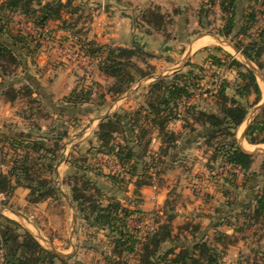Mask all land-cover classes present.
I'll list each match as a JSON object with an SVG mask.
<instances>
[{
  "label": "rangeland",
  "instance_id": "rangeland-1",
  "mask_svg": "<svg viewBox=\"0 0 264 264\" xmlns=\"http://www.w3.org/2000/svg\"><path fill=\"white\" fill-rule=\"evenodd\" d=\"M58 1L42 0V3L56 7ZM4 2L0 0V9ZM220 2L203 0L196 7L183 5L162 9L165 23L161 31L142 22L144 12L155 6V2H145L140 7L136 5L131 16L136 37L139 32L153 35V38L148 43L142 40V45L128 46H119L110 40L113 39L111 34L116 32L111 29V24H103L101 30L98 28L101 15L96 13L98 8L95 5H83L75 0L77 13L72 15V8H62L63 19L49 21L44 28L36 27V17L32 15L2 10L0 25L4 26V33L0 34V40L12 50L16 59L15 62L9 57L0 60L2 169L10 171L15 161H21L28 154L36 164L34 185L48 181L58 191L39 203H31L30 190L26 188L29 183L22 179L27 196L19 197L25 198L28 205L15 209L13 204L1 201L5 208L3 215L22 223L24 229L28 227L27 230L43 247L62 255L70 249L71 233L74 249H80L75 259H67L68 264H140L138 254H115L114 238L118 234L108 228L93 226L92 216L79 211L73 201L74 187H78L104 207L119 203L124 209L119 213L124 231L141 244L173 217L170 223L177 238L173 243L162 244L158 257L200 233L213 243L219 235L211 229L210 220L214 218L216 222L233 223L238 237H245L250 242L253 247L250 251L253 252L244 255L246 264H264V215L256 220L248 207L255 196L264 193V146L249 147L245 141L264 139V49L259 58L263 65L261 70L235 47L259 40L264 29V0H240L237 26L230 37L220 35L228 18L222 12ZM252 7L256 10V23L249 24L246 35L239 36L241 27L248 24L240 14L251 11ZM32 8L41 9L36 2ZM204 35L215 40L198 52L192 51V43ZM85 41L96 42L95 47L100 48L95 57L87 54ZM133 46L154 55L151 58L139 55L132 60L150 75L141 78L132 69L134 79L127 91L113 96L109 90L116 80L100 71V63L109 48ZM40 50L45 55H41ZM213 57L222 60V66L214 63ZM230 57L255 72L262 91L263 101L259 105H254V96L242 100L248 106L249 114L245 124L237 129L238 145L254 153L255 161L248 179L239 168L226 163V155L213 161L215 149L225 145L223 139L226 137L219 138L213 147H209L203 129L186 113L193 106L197 111L218 112L217 91L223 85L228 86L229 96L234 95V87L240 79L236 68L229 66ZM176 72L180 77H186L180 79L181 84L191 79L192 91L189 99L179 102L177 120L180 121L173 120L168 126L169 131L181 135L177 149H168L166 154L162 151L158 133L153 131L144 159L135 158L123 165L115 153L102 150L97 138L101 120L115 113L125 115L147 109L151 85L160 78L171 82ZM77 96L84 102L76 100ZM14 97L15 100L11 101ZM74 99L77 102L69 103ZM8 101L13 102V110L11 108L9 112L4 107ZM186 118L195 125L196 132L184 128ZM13 120L22 124L18 126V122L17 129L10 127L14 126ZM25 134L29 135L28 138H21ZM124 137L118 135L117 142H122ZM37 143L45 144L40 152L33 151L32 147ZM51 149H58L54 171L48 169L53 163V155L47 153ZM135 153L141 154L142 149L135 146ZM253 173L258 175L251 179ZM137 182L149 185L138 187ZM2 222L5 223L4 218ZM228 241L230 239L225 242ZM141 244L137 246L138 251ZM72 252L70 249L68 255ZM57 264L61 263L58 261Z\"/></svg>",
  "mask_w": 264,
  "mask_h": 264
},
{
  "label": "trees",
  "instance_id": "trees-1",
  "mask_svg": "<svg viewBox=\"0 0 264 264\" xmlns=\"http://www.w3.org/2000/svg\"><path fill=\"white\" fill-rule=\"evenodd\" d=\"M65 1L66 3H63V0H59L55 7L51 3L43 4L42 0H5L0 13L3 10L5 13L32 15L36 17L34 19L36 27L44 28L49 21H60L63 19L62 8H72V15L77 13L75 0ZM253 1L256 2V0ZM34 2L41 7L40 10L32 8ZM239 3L240 0H221V10L228 16L226 19L227 23L221 30V36L230 37L234 33L237 26ZM252 8L250 9L251 11L240 14L248 24L241 27L238 33L239 36L246 35L249 24L256 23V10L254 7ZM164 19L162 8L155 5L144 12L142 22L156 31H161L165 23ZM1 20H3V17H0V22ZM201 22L200 20V25L202 24ZM3 33L4 26L0 25V34ZM85 45H87V54L89 56L95 57L100 50V48L95 47L96 42L85 41ZM235 47L242 52L244 57L255 63L259 69H263V65L259 63V58L264 49V29L261 31L258 41L251 42L246 46L237 44ZM12 54V50L0 40V60L9 57L10 60L15 62L16 59H14ZM139 55H143L146 58L154 57L152 53L146 52L137 46L108 49V54L105 55L100 63V71L116 80L109 90L113 96H120L127 91L130 82L134 79L131 72L132 69L136 70L141 78L150 75V73L145 72L132 63L133 58ZM230 58L232 62L229 66L230 68H236L240 79V83L234 87V95L229 96L227 93L228 86L223 85L217 91L216 104L218 112L197 111V108L193 106L188 108L186 113L193 118L195 125L203 129V137L209 147H213L214 142L219 138L226 137V139H223L225 142L223 144L225 145L218 146L215 149L212 156L213 161H216L219 156L226 155V163L234 168H239L245 174L244 177L248 179L249 171L255 161L254 155L246 153L239 147L236 130L243 124L249 114V108L242 103V100L254 96V105H256L262 99V91L255 72L240 61ZM212 59L214 63L222 66V60L216 57ZM181 78L186 79L184 75L180 77V73L176 72L171 82H168L167 78L156 80L151 85L147 109L136 110L125 113V115L115 113L102 119L97 130V138L101 143L100 147L102 150L115 153L123 165L130 163L135 158L138 160L144 159L152 142L150 135L153 131L158 133L162 142V151L167 154L168 149H177V142L181 135L169 131L168 126L170 122L177 119L179 102L189 99L192 94L190 88L191 79L188 82L189 84L187 82L181 84ZM15 97L11 98V101H14ZM79 97L77 96L76 100L84 102V99H78ZM72 102L77 101L75 99L69 101V103ZM188 120L186 118L185 122L187 125L184 128H189L193 133L196 132L195 125ZM118 135L125 136L122 142H117ZM254 143H264V139L258 142L255 140ZM135 146L142 149L141 154L135 153ZM32 148L33 151L40 152L45 148V144L37 143ZM57 150L51 149L47 151V153L53 155V163L48 166L50 171H54ZM3 157L2 149H0V194L10 196L16 188L24 187L21 183L22 179L29 183L26 188L30 190L31 203H39L42 199L52 197L58 193L56 188L49 185L52 182L41 181L39 186L34 185L33 182L36 180L33 177V171L36 169V164L34 159H30L28 154L21 161H15L14 166L6 173L2 169ZM30 160L32 161L30 162ZM133 169L135 171V168ZM134 171L131 173L133 174ZM257 175L253 173L250 178L254 179ZM136 184L138 187L149 185L146 182H137ZM48 185L49 187L46 188ZM73 193V201L77 204L79 211L82 214L92 216L94 219L93 226L108 228L112 233L118 234L114 238V252L119 256H122L125 252L138 254L140 264H222L223 253L206 240L204 233L193 236L191 241L184 242L178 247L174 246L161 257H158L162 244L166 242L173 243L177 238L173 235L170 223L173 217L169 219L168 224L159 227L146 242L141 244L134 236L124 231V222L119 216L120 211L124 209L119 203H109L104 207L79 190L78 187H74ZM248 207L249 211L252 212L251 216L259 220L264 215V193L255 196ZM4 220L5 223H0V240L5 250V264H57L58 261L61 264H68L66 258L43 247L37 238L18 222L9 218H4ZM216 240L227 243L225 242L227 236L219 233ZM140 244L141 249L138 251L137 246Z\"/></svg>",
  "mask_w": 264,
  "mask_h": 264
},
{
  "label": "crops",
  "instance_id": "crops-1",
  "mask_svg": "<svg viewBox=\"0 0 264 264\" xmlns=\"http://www.w3.org/2000/svg\"><path fill=\"white\" fill-rule=\"evenodd\" d=\"M76 1L79 4H83V5H85L86 3H88V6L95 5V7L98 8L96 13L101 15L99 20H98V22H99L98 28H100V30H101L104 27L103 24H111L113 26V27H111V29L115 30L116 32L111 34V38H113V39H110V40H112V42H114L116 45L128 46L129 44H131V45L132 44L133 45L134 44L135 45L141 44L142 45L144 42H147V43L150 42L153 38V35H147L145 33L139 34V32H138L139 36L136 37V35H135L136 29L133 26V19L131 17L132 14L134 13L133 10L135 9L136 5L140 7L145 2L152 1V2H155L156 5H159L160 7H162V9L167 10L169 8H172V7L178 8L179 6H183V5L196 7L203 0H76ZM97 19L98 18L95 17V20H97ZM98 22H96V24H98ZM114 26H116V29L114 28ZM142 40H143V43H142ZM214 40H215V38L212 36H209V35L201 36L192 43L191 50L198 52V50L200 51V50L206 48V46H208V44L212 43ZM36 43H37V41H36ZM40 53H41V50H40ZM41 55H45V53L42 52ZM262 101L263 100L261 99V101L258 103V105ZM12 106H13V102L8 101V103L4 107H5V110L7 112H9L8 110L11 109ZM12 110H13V108H12ZM179 116H181V115H179ZM175 121L179 122L180 119L179 120L175 119ZM18 122L19 121H17V120L11 121V123H14L13 124L14 126L10 125V127H13V128L16 127V129H17L18 128L17 127ZM244 122L241 126H243L245 124ZM21 124L22 123L19 122L18 126ZM171 125H173V123ZM243 128L245 129L246 126H244ZM18 130L20 131V129H18ZM28 136L29 135H26V134L24 136L21 135V138H28ZM236 138H237V142H238L237 130H236ZM245 141L247 142V146H249V147L256 148L259 145L264 146V143H254V142H250V141L248 142L247 140H245ZM238 144H239V142H238ZM239 147L242 150H244L246 153H249L252 155L254 154L252 151H246L241 146H239ZM4 172L6 173L7 171L4 170ZM2 195L6 198L5 201H7L10 205H12V204L14 205L15 209L19 208V206L24 207V206L28 205V202H26L25 198L21 199L19 197V196H27L26 190L23 187L16 188L14 190V193H12L10 196H6L5 194H2ZM1 201L2 200L0 198V207H2ZM11 213H13V212H11ZM18 213H20V212H18ZM3 214H4V209L2 211H0V223H2L3 218H6ZM31 217H33V216H31ZM20 224H22V223H20ZM210 224H211V229H214V232L219 234L218 233V230H219L220 233L227 236V239H230V241H228L227 243L220 242L216 239L212 243V245L214 247H216L218 249V251L223 253V258L221 260L222 264H246V262L243 261L244 255L253 252L252 250L250 251V249L253 247L251 246L250 242L247 239H244L245 237H242V238L238 237V232L235 228H233V227H235L233 225V223L228 225V221H224V220L220 221L219 220L218 222H216V220L214 218H211ZM25 228L28 229V227H25ZM221 228H223V230H221ZM72 237L73 236L70 233V235H69L70 249L73 250V252L70 255H68V253H70V249L63 252L64 254H63V256H61L63 258L75 259L79 255L78 250L80 249V247L79 248L75 247V249H74V245H73V243H71ZM76 238H78V236ZM65 253H66V255H65Z\"/></svg>",
  "mask_w": 264,
  "mask_h": 264
},
{
  "label": "built area",
  "instance_id": "built-area-1",
  "mask_svg": "<svg viewBox=\"0 0 264 264\" xmlns=\"http://www.w3.org/2000/svg\"><path fill=\"white\" fill-rule=\"evenodd\" d=\"M0 198L2 201H5L6 198L0 194ZM6 263V255H5V250L3 249L2 247V243H1V240H0V264H5Z\"/></svg>",
  "mask_w": 264,
  "mask_h": 264
},
{
  "label": "water",
  "instance_id": "water-1",
  "mask_svg": "<svg viewBox=\"0 0 264 264\" xmlns=\"http://www.w3.org/2000/svg\"><path fill=\"white\" fill-rule=\"evenodd\" d=\"M3 209H5V208H3V207H0V211H2ZM55 254H57V255H59V256H63L62 254H60V253H56V252H54Z\"/></svg>",
  "mask_w": 264,
  "mask_h": 264
}]
</instances>
